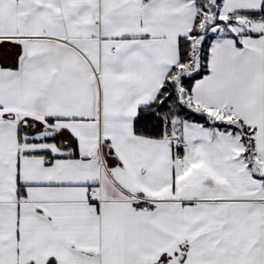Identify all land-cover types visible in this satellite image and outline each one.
Wrapping results in <instances>:
<instances>
[{"label": "snow or ice", "instance_id": "snow-or-ice-1", "mask_svg": "<svg viewBox=\"0 0 264 264\" xmlns=\"http://www.w3.org/2000/svg\"><path fill=\"white\" fill-rule=\"evenodd\" d=\"M0 264H264V0H0Z\"/></svg>", "mask_w": 264, "mask_h": 264}]
</instances>
